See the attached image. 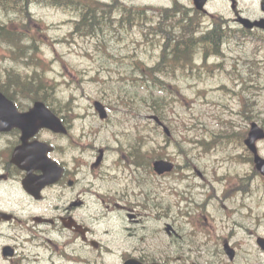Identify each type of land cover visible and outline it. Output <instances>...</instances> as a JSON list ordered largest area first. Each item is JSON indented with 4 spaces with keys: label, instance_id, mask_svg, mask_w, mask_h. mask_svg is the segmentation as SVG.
Here are the masks:
<instances>
[{
    "label": "rangeland",
    "instance_id": "374dc122",
    "mask_svg": "<svg viewBox=\"0 0 264 264\" xmlns=\"http://www.w3.org/2000/svg\"><path fill=\"white\" fill-rule=\"evenodd\" d=\"M120 1L123 7H148L146 15L153 17L155 26L160 20L156 7L174 4V0ZM178 1L186 7L194 6L192 0ZM261 3L262 0H209L206 8L210 15L223 16L225 25L238 28L240 25L235 21L238 13L259 17L263 15ZM31 11L42 25L31 28V33L36 30L43 41L37 55L46 67L49 84L55 85L57 96L62 100V103L54 101L55 106L51 107L66 116L71 132L70 136L60 138L44 133L45 139L61 147L53 156L63 158L71 167L80 166L79 180L102 183V191L113 183H137L130 177V171L141 173L139 183H147L143 184L145 191L156 193L162 216L160 243L169 241L164 229L166 223H171L179 234L175 237L176 244L187 250L193 261L264 264V252L257 244V237H264V177L255 171L244 143L251 122L262 124L264 119V30L240 33L238 38L224 43L221 54L210 55L207 63L198 60L196 67L180 72L178 78L163 76L175 97L167 112L166 125L172 133L167 137L150 119L154 112L143 101L149 94L145 83L152 82L142 79L143 71L146 65L161 62L160 47L150 38L152 28H119L103 44L101 39L76 32L73 15L61 9L34 4ZM210 17L205 20L207 27L215 23ZM1 18L8 21L0 14ZM15 49L0 39V82L8 80L7 68L25 64L24 57L17 62L11 60L17 55L13 52ZM246 97L259 103L251 117L241 112V103ZM16 99L22 109L34 103L19 93ZM96 100L107 106L108 119L100 118L94 106ZM65 101L69 102L68 106H63ZM224 129L235 132L230 142L213 146L206 143ZM127 133L131 137H147L144 153L154 147V160L169 159L174 162L175 170L156 174L152 167L148 168L153 161L150 154L141 161L145 162L142 167H129L132 163L128 159L124 161L126 164L121 162L115 145L120 143L118 137L125 141ZM258 145L264 156V140ZM99 148L111 150L102 168L106 176L96 179L89 167L96 160ZM133 153L134 150L127 152L129 157ZM245 189L248 191L244 192ZM92 201H96L95 195ZM95 206L97 203H90L89 211L98 220L101 214ZM103 220L95 225L101 230L109 228ZM110 236L102 235V238L106 241ZM225 240L237 251L232 261L223 249ZM181 253L177 251V255Z\"/></svg>",
    "mask_w": 264,
    "mask_h": 264
},
{
    "label": "flooded vegetation",
    "instance_id": "af4514ba",
    "mask_svg": "<svg viewBox=\"0 0 264 264\" xmlns=\"http://www.w3.org/2000/svg\"><path fill=\"white\" fill-rule=\"evenodd\" d=\"M259 18H264V12ZM45 132L53 138L64 137L44 129L35 138L44 139ZM22 144L20 129L0 132V264H198L176 244L177 232L171 223L164 229L169 241L160 243L162 216L155 190L145 191L147 183L137 179V183H113L102 191V183H83L78 178L81 167H71L58 157L64 168L62 178L45 183L39 178L43 172L36 169L35 178L27 181V171L13 161ZM60 149L56 146L52 154ZM118 149L121 153L122 148ZM104 150L101 163L96 166L95 160L89 167L96 179L106 176L102 168L111 149ZM131 176L135 179L133 171ZM92 202L100 210L98 220L89 211ZM103 219L110 229L95 226ZM102 235L111 236L105 241ZM177 251L183 253L178 256Z\"/></svg>",
    "mask_w": 264,
    "mask_h": 264
},
{
    "label": "trees",
    "instance_id": "16d2710c",
    "mask_svg": "<svg viewBox=\"0 0 264 264\" xmlns=\"http://www.w3.org/2000/svg\"><path fill=\"white\" fill-rule=\"evenodd\" d=\"M120 2V0L119 2L118 0L109 2L100 0H0V14L8 19V21L0 19V39L17 48L13 50L17 55L11 58L12 61L17 62L20 58H25L24 66H11L6 69L8 80L0 82V89L15 101L19 93L30 101L40 99L53 107L56 100L62 103L57 96L55 85L49 84L46 67L42 65V60L37 55L41 51L43 41L38 38L36 30L31 33L33 26L39 23L41 25L31 8L33 4H40L43 7L61 9L73 15V28L76 32L82 36L101 39L103 44H106L113 32L119 28L125 30H132L137 26L152 28L153 35L150 38L160 47L161 62L155 66L146 65L143 71L142 79L152 80V82L148 81L149 85L145 83L149 94L143 97V101L161 120L167 121V112L173 106L171 102L175 101V97L171 94L169 85L163 76L178 78L180 72L194 66V59L197 57H202L203 63H207L210 55L221 54L223 40L226 37L230 39L232 35L227 36L224 33L222 19L217 16L213 27L199 34L197 31L201 13L184 6L178 0H174V4L169 7H156L160 13L157 26L152 23L153 17L146 15L148 7H123L119 5ZM118 11L121 12V16H118ZM41 68H43L42 72H40ZM31 70L33 72H30ZM36 80L39 82L36 83ZM258 104L257 101L246 97L241 103V112L251 117ZM68 105L69 102L65 101L63 106ZM262 124L264 125V119ZM234 133V130H220L213 137L212 143H220V145L228 143ZM144 146L147 147V141ZM148 154L153 160L155 149L153 147L147 149V152L143 154L146 159ZM148 168L151 169V162Z\"/></svg>",
    "mask_w": 264,
    "mask_h": 264
},
{
    "label": "water",
    "instance_id": "95a60500",
    "mask_svg": "<svg viewBox=\"0 0 264 264\" xmlns=\"http://www.w3.org/2000/svg\"><path fill=\"white\" fill-rule=\"evenodd\" d=\"M194 1L198 9H204L208 0ZM247 25L249 27L258 25L264 28V19ZM96 108L100 111L101 117L105 118L107 116L106 109L100 102H96ZM153 118L161 123L158 116H153ZM14 127L22 129L23 144L15 151L13 161L21 168L28 171V175L25 179L27 181L32 180L33 171L40 169L43 171V175L40 178L44 180L45 183L56 180V176L60 169L55 170L58 164L48 155L49 152L53 150V147L39 140L29 142V139L42 128H49L55 132L67 133L68 130L61 119L41 101L35 102L34 106L29 111L20 112L16 104L0 91V131L10 130ZM164 128L166 133L170 134L169 128L167 126H164ZM263 138L264 128L257 122H253L245 142L254 154L256 168L264 174V157L260 155L257 146V141ZM101 158L102 156L99 157V161ZM154 168L159 174H163L172 171L174 164L171 161L160 159L154 162ZM171 228L172 227L168 225V229L170 230ZM258 243L264 250V238L260 237ZM225 251L230 259H234L236 251L228 242L225 243Z\"/></svg>",
    "mask_w": 264,
    "mask_h": 264
}]
</instances>
